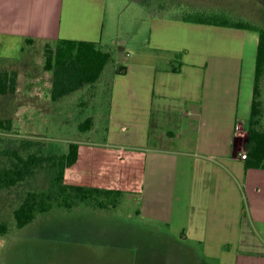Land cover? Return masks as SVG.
Instances as JSON below:
<instances>
[{
	"label": "crops",
	"instance_id": "obj_1",
	"mask_svg": "<svg viewBox=\"0 0 264 264\" xmlns=\"http://www.w3.org/2000/svg\"><path fill=\"white\" fill-rule=\"evenodd\" d=\"M71 1L66 7V0H0V71L17 72L10 96L25 102L26 114L52 101L43 96L52 86L43 68L45 45L103 39L106 0L78 9ZM125 45L113 44L111 67L95 83L108 88L106 115H99L105 127L90 130L98 140L78 142L66 182L122 191L137 202L140 221L167 228L163 234L186 245L197 264H264V169H246L240 158L258 33L153 13L146 51L127 59ZM21 111L15 106L8 114L13 125ZM237 123L245 128L236 130ZM197 183L204 204L198 217L188 213L192 202L177 209L197 195ZM193 220L199 222L196 238L172 233L174 221Z\"/></svg>",
	"mask_w": 264,
	"mask_h": 264
},
{
	"label": "rangeland",
	"instance_id": "obj_2",
	"mask_svg": "<svg viewBox=\"0 0 264 264\" xmlns=\"http://www.w3.org/2000/svg\"><path fill=\"white\" fill-rule=\"evenodd\" d=\"M87 1L74 0L73 3L78 9ZM69 4L72 1L66 0L65 6ZM105 7L104 36L99 44L109 51L114 49L113 44L125 41L122 56L128 55L127 59L146 51L153 13L180 18L199 8L221 9L232 12L233 16L228 18H241L264 26V0H106ZM38 58L36 56V61ZM113 58L117 60L114 55ZM251 78L253 81V73ZM48 80H52V77ZM46 82L47 79L42 82L44 89L47 88L44 85ZM44 94L45 99L50 98V90L46 89ZM260 100L259 125L264 130V74L260 81ZM49 103H35L40 105L39 108L36 106L33 111L27 110L26 114V111H21L25 102H21V99L14 102L10 95L3 96L0 118H7L15 106L24 113L11 131L0 130V165H6L9 161L5 151L18 149L24 152L25 149L21 147L24 141L43 143L45 152L63 155L68 152L71 143L78 144L83 138L91 137L90 130L105 127L99 115H106L108 88L103 90L98 84L85 86L59 102ZM91 117L96 118L97 122L92 121L89 128L81 130L80 124ZM91 138L98 140L100 136ZM244 141L245 137L237 138L240 144ZM243 150L246 151L244 147ZM52 183L53 172L42 168L34 178L22 185L0 190V220L10 224L9 233L0 236V264H197L188 254L186 245L163 234L167 228L158 224L151 227L140 221L134 213L138 204L131 198L127 200L122 197L116 208L108 209H98L93 202L81 203L70 211L55 206L18 230L14 225L13 211L24 192L29 189L52 191ZM198 184L194 190L197 195H189L177 206L179 209L192 202V206L186 208H189L190 215L197 217L204 207L196 192ZM199 208L201 211L197 213ZM196 221H174L170 229L177 236L184 230L192 240L198 233L199 222Z\"/></svg>",
	"mask_w": 264,
	"mask_h": 264
},
{
	"label": "trees",
	"instance_id": "obj_3",
	"mask_svg": "<svg viewBox=\"0 0 264 264\" xmlns=\"http://www.w3.org/2000/svg\"><path fill=\"white\" fill-rule=\"evenodd\" d=\"M180 17L181 20L195 23L219 25L258 33V45L255 59V72L250 118L247 127L245 168L264 169V130L260 128L261 100L260 81L264 74V26L248 22L241 18L231 19L232 12L221 9L199 8ZM27 42H32L30 39ZM111 53L101 48L99 43L77 40H59L52 47L44 49L43 68L52 74L50 99L57 101L85 86L94 85L100 79L105 67L112 62ZM182 55H176L180 63ZM181 64V63H180ZM179 68V67H178ZM178 71L179 69H175ZM125 68L117 72L123 73ZM17 72L0 71V98L13 95L17 90ZM91 119L80 124L81 130L91 125ZM11 118H0V130L11 131ZM24 152L18 149L5 151L9 157L6 165H0V190L22 185L35 177L39 169L48 168L53 172L51 190L29 189L13 211L14 225L18 230L31 224L39 214L48 213L55 206L73 210L81 203L93 202L98 209L116 208L123 192L114 189L83 186L67 183L66 170L73 166L79 154V144L71 143L68 152L63 155L45 152L43 143L24 141ZM10 224L0 220V236L8 234Z\"/></svg>",
	"mask_w": 264,
	"mask_h": 264
},
{
	"label": "built area",
	"instance_id": "obj_4",
	"mask_svg": "<svg viewBox=\"0 0 264 264\" xmlns=\"http://www.w3.org/2000/svg\"><path fill=\"white\" fill-rule=\"evenodd\" d=\"M247 127H248V125L246 126V129H247ZM244 128H245V127H244L243 124H239V123L236 124V130L244 129ZM246 154H247V152L244 151V150H242V153H241L240 158H241L242 160L246 159Z\"/></svg>",
	"mask_w": 264,
	"mask_h": 264
}]
</instances>
